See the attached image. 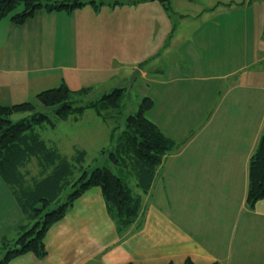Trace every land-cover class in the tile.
I'll return each instance as SVG.
<instances>
[{
  "label": "crops",
  "instance_id": "1",
  "mask_svg": "<svg viewBox=\"0 0 264 264\" xmlns=\"http://www.w3.org/2000/svg\"><path fill=\"white\" fill-rule=\"evenodd\" d=\"M166 4L169 10L160 1L146 0L104 5L98 12L90 6L71 13L38 11L22 25L0 20V105L35 100L37 92L65 82L72 71H86L97 56L86 54L88 59H82L77 51L83 50L81 44L88 47L94 35L107 47L112 16L158 28L161 8L168 20L165 29L174 30L169 40L174 43L165 52L171 55V66L156 68L160 71L156 81L163 98L175 103L147 118L177 146L164 156L142 196L138 227L133 224L120 235L100 188L91 187L48 228L43 258L24 253L8 264H182L187 259L194 264H264V197L252 208L245 199L248 162L264 133V0ZM183 25L185 44H180L176 32ZM193 31L200 36L197 40ZM124 33L128 35L127 26ZM115 41L127 46L126 37ZM153 45L154 54L162 49L161 43ZM115 55L111 52L110 58ZM55 59L59 65L52 67ZM183 59L188 76L180 77L176 70ZM116 67L119 73L125 68ZM130 71L118 73V86L128 83L124 82ZM188 77L204 82L193 87L191 95L200 100L196 104L173 97L181 93L176 83ZM140 78H148L147 73L142 71ZM205 98L210 104L200 116ZM197 109L195 119L187 113L174 120L175 112ZM125 180L134 187L132 176ZM25 222L0 175V240L15 238Z\"/></svg>",
  "mask_w": 264,
  "mask_h": 264
},
{
  "label": "trees",
  "instance_id": "2",
  "mask_svg": "<svg viewBox=\"0 0 264 264\" xmlns=\"http://www.w3.org/2000/svg\"><path fill=\"white\" fill-rule=\"evenodd\" d=\"M138 1L146 0H0V20L7 18L22 25L38 11L71 13L90 6L98 12L104 5L112 8ZM159 1L169 10L167 0ZM126 89L116 86L99 99L76 106L77 99L89 88L81 87L76 92L62 82L58 87L37 92L35 102L0 105V175L10 186L26 220L15 238L0 240V264H8L24 253L43 258L47 254L43 238L48 228L61 220L75 199L91 187L100 188L120 235L142 217V196L151 187L164 156L177 146L145 116L153 107L151 98L143 97L137 113L125 118V128L108 154L118 173L106 166L89 169L85 149L74 146L73 155L67 156L54 141L43 139L40 134L45 125H55V120L41 108L50 109L57 121L71 116L77 120L86 108H95L105 120L121 107ZM258 141L248 162L245 199L250 208L264 197V133ZM128 176L135 181L134 187L125 180ZM182 264L194 263L187 259Z\"/></svg>",
  "mask_w": 264,
  "mask_h": 264
},
{
  "label": "rangeland",
  "instance_id": "3",
  "mask_svg": "<svg viewBox=\"0 0 264 264\" xmlns=\"http://www.w3.org/2000/svg\"><path fill=\"white\" fill-rule=\"evenodd\" d=\"M172 6L175 7V5ZM158 7L160 8V6ZM160 13L161 15L158 19V28H152L151 26L150 28H146L145 23H143V25H141L140 27V24H138L137 21L134 22V20L129 19H126L129 21L127 24V21L125 19L121 20L116 16H112L110 19L112 35L109 44L107 42V47H105L104 44H100V40L97 35L93 36L88 47L84 44H81V49L83 50L77 52L79 54L81 53L80 55L82 59H88L86 57V54L87 56L94 54L99 58L96 57L95 59H93L92 62L88 64V68L86 71L77 73L72 71V73L69 74V77L65 78L66 85L73 91H80L81 87L89 88V92L87 94H84L77 99L78 102L75 104L76 106H82L88 102H93L103 96L106 92L116 88V86L119 85L121 77L117 78L119 70H117L116 64L125 66V68L121 69L120 73L131 70L126 77L128 80L124 83L129 82L135 70H138V73L136 75L137 79L135 83L132 84V88L126 92L124 100H122L123 102L121 104V107L117 110H113L112 112L110 111L113 114L106 116L105 120L95 112L97 111V109L95 108H86L83 111V116L79 121L70 120L71 117H69L68 120L57 121L50 109L41 108L44 112L48 113L52 120H55V125L53 127H51L50 125H45L44 130L40 131L41 137L43 139L54 141L56 144H58L63 153L69 156L73 155V145H75V147L77 148L85 149L87 152L86 164L89 166V169L96 166H106L111 168L115 173H118V170L114 169V166L111 159H109L108 154L109 152L113 151V146L115 145L116 141L115 139L118 138V135L125 128V118L129 114L137 113L139 103L141 102L140 100L143 97H149L152 100L156 101V106L154 109H152L153 111H151V114L147 112L145 115L146 117L148 115L150 118L152 117V115H155L158 112L159 108H162V106L165 107L167 104L170 106L175 103H172V101H170L169 97L166 95H164L166 96V99L163 98L161 86L158 85V82L156 81L159 77V70L157 71L156 68L161 69L163 65L171 66V55L165 54V52L169 49V46L174 43L169 42L174 33V30L172 29L168 32V27L165 29L164 26L167 25L168 20L163 17V15L165 16V14L163 13L162 15L161 8ZM120 21H122V23H120ZM126 26L128 35L124 33ZM194 32L197 31H193V34ZM176 33L179 40L181 41L180 44H182L185 37L184 25L181 29L178 26ZM193 34L191 33V35L187 37L189 41ZM125 37L127 38V46H124L123 44H120V42L115 41V38H118L119 41L122 39L125 40ZM198 37H200L198 34H194V40H197ZM159 43H161L162 49L154 54L155 48L153 44ZM176 47L178 48L180 46L177 45ZM125 48H129V53H125ZM111 52H115L116 55L110 58ZM128 54L130 56H128ZM101 57L104 60L103 63L101 62ZM176 57H178V55H176ZM179 57L183 58L182 55ZM178 58L175 59L177 60V62ZM112 59L114 60L112 61ZM182 61L183 66L180 65L177 68L176 73L180 77L188 76L184 59ZM156 62L158 63L156 64ZM84 63L85 62H83V64ZM58 65L59 59H55L51 62L52 67ZM142 71L147 73L148 78H140ZM176 73L174 74V76H176ZM188 79H191V82H184ZM60 83L61 82L52 83V85H49V88L58 87ZM198 83L204 84L203 81H194L193 78L189 77L184 80H180L179 83H176V89H180L181 93L175 96L173 95L174 99L178 101L177 97H179L182 101L183 98H185L188 99L187 102L191 103L200 101L198 100L199 98L197 96L193 97V95H191L193 87ZM125 86L127 88V84ZM199 97L202 98L201 93H199ZM32 101L35 102V100ZM209 104L210 99L207 100L205 98L204 105L202 106L204 110H201L199 114L200 116L204 115L205 112L207 113ZM197 112H199V109H197V111L185 110L184 112H175L178 113V115H174V120H176V118L178 117V119L185 118L187 116V113H190L193 117L192 119H195V115ZM105 113L106 111L102 112V114L104 115Z\"/></svg>",
  "mask_w": 264,
  "mask_h": 264
},
{
  "label": "water",
  "instance_id": "4",
  "mask_svg": "<svg viewBox=\"0 0 264 264\" xmlns=\"http://www.w3.org/2000/svg\"><path fill=\"white\" fill-rule=\"evenodd\" d=\"M136 74H137V70H135V72L132 74L129 82L127 83V88H128V90L126 89L127 91H129V89L131 88L132 84L136 80V78H135Z\"/></svg>",
  "mask_w": 264,
  "mask_h": 264
}]
</instances>
